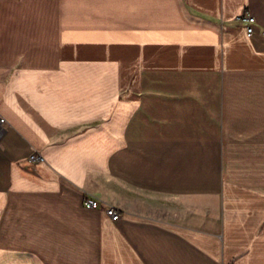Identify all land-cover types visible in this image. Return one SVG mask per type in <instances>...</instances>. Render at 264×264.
<instances>
[{
	"label": "crops",
	"instance_id": "obj_1",
	"mask_svg": "<svg viewBox=\"0 0 264 264\" xmlns=\"http://www.w3.org/2000/svg\"><path fill=\"white\" fill-rule=\"evenodd\" d=\"M0 117V264H264V0H0Z\"/></svg>",
	"mask_w": 264,
	"mask_h": 264
},
{
	"label": "built area",
	"instance_id": "obj_2",
	"mask_svg": "<svg viewBox=\"0 0 264 264\" xmlns=\"http://www.w3.org/2000/svg\"><path fill=\"white\" fill-rule=\"evenodd\" d=\"M246 30L249 35H252L254 33V22L255 17L252 15H248L246 18ZM0 121L2 123H5V118L0 117ZM32 159L37 160L39 159V156L32 155ZM83 205L88 208H98L105 211V213L113 220H118L122 217L123 213L121 210H119L114 205H109L106 202L102 201L100 198L91 195L89 193H86L83 197Z\"/></svg>",
	"mask_w": 264,
	"mask_h": 264
}]
</instances>
